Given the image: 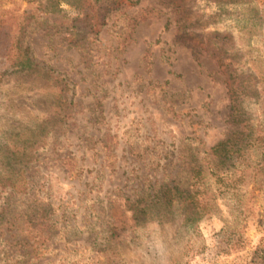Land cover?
<instances>
[{
  "label": "rangeland",
  "instance_id": "374dc122",
  "mask_svg": "<svg viewBox=\"0 0 264 264\" xmlns=\"http://www.w3.org/2000/svg\"><path fill=\"white\" fill-rule=\"evenodd\" d=\"M102 1L0 0V19L35 16L18 41L33 69L0 81V264L20 241L25 264H264V196L180 169L191 150L208 166L232 131L214 34L258 78L249 109L264 121V0H113L103 25ZM26 141L41 145L18 154ZM164 179L196 184L211 213L135 221L127 198Z\"/></svg>",
  "mask_w": 264,
  "mask_h": 264
},
{
  "label": "trees",
  "instance_id": "16d2710c",
  "mask_svg": "<svg viewBox=\"0 0 264 264\" xmlns=\"http://www.w3.org/2000/svg\"><path fill=\"white\" fill-rule=\"evenodd\" d=\"M24 1L29 7H32L34 3L40 0ZM126 1L133 6L141 2V0ZM99 3V20L103 25L106 14L115 9V4L113 0H104ZM25 16L32 20L35 17L32 11L27 9L21 15L12 13L6 18L0 19V81L10 71L31 70L34 67L30 50L26 49L25 55L19 51V35L23 26L22 19ZM188 33H191V30L186 26L182 31V35L191 36ZM213 36H215L214 39H209L206 46L218 58L225 76V84L231 100L229 124L232 131L225 140L219 142L211 148L209 153H206L207 156L214 158V161H210L208 166L205 163L203 164L206 158L202 160L200 158L201 153L191 150L190 157L183 161L180 169L184 173H191L193 179L197 178L198 182L202 181L201 179L205 178V173L209 171L211 175H218V179L222 183H226L230 179L234 185L238 184L251 188L246 193L249 195L251 202L264 196V121L255 118L249 109L259 99V81L256 75L249 74L250 72H242L239 64L230 60L227 49L224 47V37L219 34ZM213 41L216 44H212ZM60 81L63 80L56 79L55 84L61 86ZM64 86L62 85L63 90H61L62 97L65 106L69 108L73 105V97L66 94L67 90ZM31 145H35L39 149L41 144L37 141L34 144L26 141L17 153L19 151V153L21 151L27 152L28 147ZM6 160L8 162L7 166L11 168V163L14 161L16 163L18 158L16 154L10 153ZM185 165L187 169H184ZM222 174L225 176H222ZM194 185L196 184H191L189 188H186L177 180L172 183L166 182L165 179L155 181L149 188L143 187L141 190H136L140 191V195H132L127 198V210L132 212L134 220L139 223L149 219L163 220L167 217L180 216L184 219L185 224L193 226L209 215L213 209L196 191ZM14 192L18 193V191ZM23 193L26 192L23 191ZM19 243L24 252L21 254L18 251L16 253L18 258L13 259L12 264H25V260L34 254V251L31 254L26 251L29 242H17V244Z\"/></svg>",
  "mask_w": 264,
  "mask_h": 264
}]
</instances>
